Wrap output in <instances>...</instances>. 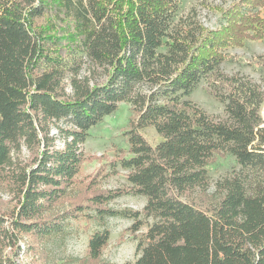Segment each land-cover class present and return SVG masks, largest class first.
<instances>
[{"label":"trees","instance_id":"16d2710c","mask_svg":"<svg viewBox=\"0 0 264 264\" xmlns=\"http://www.w3.org/2000/svg\"><path fill=\"white\" fill-rule=\"evenodd\" d=\"M180 1L0 0V264H41L71 219L115 216L133 219L134 264H264V87L220 71L230 48L264 39V0L215 6L214 26L194 8L178 15ZM204 78L223 116L186 99ZM121 102L129 156L101 178L119 167L126 184H84L88 131ZM218 154L238 168L210 191ZM130 194L146 198L141 211L110 206ZM109 235L88 236V264Z\"/></svg>","mask_w":264,"mask_h":264},{"label":"rangeland","instance_id":"374dc122","mask_svg":"<svg viewBox=\"0 0 264 264\" xmlns=\"http://www.w3.org/2000/svg\"><path fill=\"white\" fill-rule=\"evenodd\" d=\"M234 0H181L178 15L184 14L194 8L198 19L206 26H214L219 16L213 10L215 6L227 7ZM264 15V10L262 11ZM243 47H234L229 50L228 59L220 65V71L226 75L237 73L247 76L250 80L264 87V39L260 41H247ZM261 61V63H258ZM263 63V64H262ZM209 78H204L198 86L187 95L186 99L203 108L213 117L223 116L224 105L215 99L210 91ZM260 114L264 118V103ZM134 118L131 105L121 102L117 109L110 115L104 117L98 125L88 131L84 143L86 159L81 165V171L76 179L86 183L96 178L99 188L114 190L123 187L126 171L117 167L114 174L102 177L103 173L112 171L109 163L120 155L129 156L126 130L129 121ZM60 124V122H59ZM56 132L53 127L52 133ZM142 133L151 144L159 140V136L152 127L144 128ZM58 147L62 146L60 139H56ZM25 152V151H24ZM23 152V154H24ZM104 168L103 172L100 169ZM233 168H238L234 158L229 155L218 154L214 156L207 166L209 190L213 189L216 181L229 173ZM146 198L138 195H121L110 203L112 208L141 211ZM133 219L115 216L105 219L104 222L85 221L84 219H71L66 227V234L46 243L47 254L39 259L37 263L43 264H88L86 255L87 238L95 231L106 228L109 230L107 245L103 248L100 260L96 264H134L136 259V236L130 229ZM142 226L141 231H145ZM26 239L21 241V248L25 249ZM31 253L20 256L22 264H29L35 259Z\"/></svg>","mask_w":264,"mask_h":264},{"label":"water","instance_id":"95a60500","mask_svg":"<svg viewBox=\"0 0 264 264\" xmlns=\"http://www.w3.org/2000/svg\"><path fill=\"white\" fill-rule=\"evenodd\" d=\"M261 119H263V123H262V125L261 126H264V118H263V116L261 115Z\"/></svg>","mask_w":264,"mask_h":264}]
</instances>
